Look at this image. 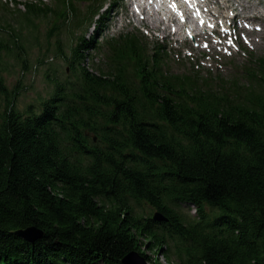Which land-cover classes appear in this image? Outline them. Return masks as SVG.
<instances>
[{"label":"trees","instance_id":"1","mask_svg":"<svg viewBox=\"0 0 264 264\" xmlns=\"http://www.w3.org/2000/svg\"><path fill=\"white\" fill-rule=\"evenodd\" d=\"M18 40L0 41V57ZM90 48L72 47L77 83L56 80L41 114L16 109L0 69V264H122L133 251L152 262L143 248L176 264H264V95L229 107L181 87L176 99L141 71V96L121 72L91 73ZM124 54L137 58L136 46ZM146 204L169 223L144 216ZM29 227L44 237L14 235Z\"/></svg>","mask_w":264,"mask_h":264},{"label":"rangeland","instance_id":"2","mask_svg":"<svg viewBox=\"0 0 264 264\" xmlns=\"http://www.w3.org/2000/svg\"><path fill=\"white\" fill-rule=\"evenodd\" d=\"M20 2H38L39 0H19ZM264 1V0H261ZM54 0H43V3L52 6L51 3ZM0 17L3 21H8L12 26H21V20L15 14H7L6 12L0 11ZM39 28L36 29L39 44L29 43L24 39V46H32V50L29 52L30 55V70L24 72L23 69L16 65L15 61L11 56H3L1 61V68L6 69L4 76L6 77L7 85L10 89L15 88L20 83L22 84V91L18 97L17 108L24 112L29 105H35L38 107L44 100L48 99L51 92H53V85L48 81L47 75L54 78L56 73L55 70L59 69L60 73L66 68L65 63L60 58H55L52 55H48L46 52L47 47H53L54 40L49 37L47 31L49 21L46 18L37 19ZM2 24V21L1 23ZM67 42V40H65ZM48 56L46 63L43 66L38 65V60L41 57ZM143 212L151 217L154 215L156 210L150 206L145 205ZM180 212L187 218L196 217V211L194 207L183 205ZM148 256L153 259L159 258L161 264H168L165 258L161 255H157L151 251L144 250ZM157 257V258H156ZM169 264H176L175 260H172Z\"/></svg>","mask_w":264,"mask_h":264},{"label":"water","instance_id":"3","mask_svg":"<svg viewBox=\"0 0 264 264\" xmlns=\"http://www.w3.org/2000/svg\"><path fill=\"white\" fill-rule=\"evenodd\" d=\"M154 219L158 222L167 221L162 214H156ZM15 236L23 239L25 242L34 244L44 237V233L36 227H29L14 233ZM122 264H148L146 259L138 252H131L122 260Z\"/></svg>","mask_w":264,"mask_h":264},{"label":"bare ground","instance_id":"4","mask_svg":"<svg viewBox=\"0 0 264 264\" xmlns=\"http://www.w3.org/2000/svg\"><path fill=\"white\" fill-rule=\"evenodd\" d=\"M142 250L144 251L145 248H143ZM133 252H137V251H133ZM138 253H139V252H138ZM145 253H146V252H145ZM152 253H153V252H152ZM146 254H147V253H146ZM127 255H128V254H127ZM127 255H126V256H127ZM159 255H161L162 257H164V254H163L162 252H160ZM151 258H152V257H151ZM156 258H157V257H156ZM165 258L167 259V257H165ZM152 260L154 261L155 259L152 258ZM153 261H152V262H153ZM152 262L147 261V263H149V264H153Z\"/></svg>","mask_w":264,"mask_h":264}]
</instances>
